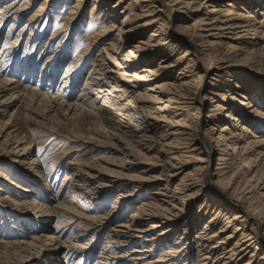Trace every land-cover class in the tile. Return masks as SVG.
Instances as JSON below:
<instances>
[{
    "label": "bare ground",
    "instance_id": "obj_1",
    "mask_svg": "<svg viewBox=\"0 0 264 264\" xmlns=\"http://www.w3.org/2000/svg\"><path fill=\"white\" fill-rule=\"evenodd\" d=\"M37 1L0 0V113L14 108L0 123V146L17 148L11 167L0 163V178L19 190L4 199L22 216L29 209L34 215L22 223L31 225L29 239L3 240L11 232L6 224V232L0 229V253L37 251L49 241L45 264H57L61 252L64 262L89 264L105 231L95 264H264V80L233 71L238 62L264 67V2L42 0L34 10ZM196 10L202 13L193 18ZM74 37L80 38L72 56ZM258 72L264 77L263 68ZM18 115L95 150L116 149L118 167L139 165L143 175L126 177L121 169L113 180L96 162L62 160L59 172L66 174L48 193L43 165L30 181L17 165L30 158L33 142L13 124ZM108 137L118 147L105 146ZM31 160L39 163L38 156ZM42 179L44 191L36 184ZM97 179L104 182L93 186ZM22 256V263H35V256Z\"/></svg>",
    "mask_w": 264,
    "mask_h": 264
},
{
    "label": "rangeland",
    "instance_id": "obj_2",
    "mask_svg": "<svg viewBox=\"0 0 264 264\" xmlns=\"http://www.w3.org/2000/svg\"><path fill=\"white\" fill-rule=\"evenodd\" d=\"M42 0H38L36 3H34L33 9L36 10L37 6L39 5V3ZM202 1V0H201ZM200 1V2H201ZM249 1V0H248ZM258 2H264V0H257ZM256 1V2H257ZM255 2V1H252ZM255 2V3H256ZM208 4V3H207ZM91 5V0H89L88 6ZM197 7V6H196ZM34 10H31L30 12H33ZM206 9H204L205 11ZM202 10L198 11H193L191 12L192 17L196 18L199 17ZM260 17L264 18V14L261 13ZM55 20V17H52V21ZM24 23V22H23ZM23 23L22 26L20 27V29L23 28ZM9 29V26H5L4 31H7ZM52 33V29H49L48 31V35L45 36V40L46 41L48 39V37L51 35ZM148 36V32L146 33V35H144L143 37L147 38ZM141 37V36H140ZM141 37V38H143ZM75 38H80V37H74V39H72L71 43H70V49H68V52H70V54L73 56L75 49H76V43L74 41H78ZM1 46V43H0ZM72 47V48H71ZM75 47V48H74ZM42 48H44L43 44H41L39 46V49L37 47L36 50V54L37 56L41 54V50ZM72 49V50H71ZM184 48L181 49V53L182 50H184ZM74 50V52H73ZM179 55V53H177ZM178 55H176L175 57H177ZM21 60V59H20ZM222 64L226 65L227 62H221ZM205 63L202 61V66H206ZM41 66V64H40ZM181 67V65H179L178 67L176 66V68H174L173 73L174 75H178L179 74V68ZM264 69V67L260 66V64L256 65V69L257 71H253L252 69H250L248 67V65H245L243 63H239L235 64L233 71L238 74H247L251 79H254L256 81H263L264 77L261 76V72H258V69ZM65 70V67H63L59 73H58V77H60L63 73V71ZM189 73V72H188ZM234 73V74H235ZM259 73V74H257ZM85 76V73L82 74V76ZM24 76V74L20 73V78H22ZM126 76V75H125ZM212 76H206L205 77V82L209 83L212 80ZM255 77V78H254ZM83 78V77H82ZM37 83V82H36ZM80 86V85H79ZM79 92V87L75 90V94H77ZM212 102L210 100H208V102H206L201 110L200 113L198 112V114H200L202 117H205V115L208 113L209 108L211 107ZM14 108H12V110H10V113L13 112ZM10 113L7 116H3L0 113V123L4 124L7 122V120L10 118ZM16 127H19L20 131L22 132V134H26L27 135V142H30L31 140L33 141L31 144V149L30 151L32 152L31 155L29 156V159H26V163H17L18 167H20L22 169V173H24V176L27 178L26 180L30 181L31 178H33V173H34V169L36 167V165H43L44 168L47 169V171L50 173L49 178H50V183L52 184V187L48 190V193H50V191L52 190V192H56L57 189H59L61 183H62V179L65 176L66 172L62 169L59 172V168L58 165L59 163H61V161H65V163L68 160H74L75 162H80L81 164H90L92 162H96L97 164H99L100 166L103 167L104 171L106 172V175H112V179H117V176H115V170H123V174L126 177H134L135 175H139L142 176L143 172L142 169L139 168V165H135L137 166V168L133 167V168H121L120 166H117V163H119L118 158H121L122 156L119 154V152L116 151V149L110 148V147H98L97 150L92 148V145L87 146V144L82 145L83 141H80L78 139H75L73 141H70V139H67L65 136H56L52 133L49 132H45L44 129L42 128V126L37 125L35 123L34 120L32 121H26L25 118L21 115H18L15 119L13 124L16 125ZM62 127V128H61ZM60 127V131L63 132L64 134H68L67 130L65 129V126H61ZM56 137H61L63 139V142L61 143H56L57 139ZM76 138V137H73ZM110 140H112V142H110ZM104 145L108 146V144H111L112 147H118V141H116L115 139H111L110 137H108V140L104 139ZM24 144H21V146H23ZM15 146V145H14ZM85 147L79 150H73L79 147ZM87 146V147H86ZM16 147L12 148V146H8L7 144H2V146H0V163H2V167H11V163H15V158L17 157V154H15L14 152L16 151ZM105 155L106 158L105 160H101L100 157ZM31 156H33V158H35V156H38L39 159V163L37 164V161H35L34 163L33 160H31ZM218 154H216L214 156L212 165L215 167L217 165L218 162ZM192 164V163H191ZM190 164V165H191ZM79 167H83V165H78ZM12 170H19L16 167H12ZM16 168V169H15ZM192 168V166H190L188 169L190 170ZM187 169V170H188ZM86 172L87 171H91V169L85 168ZM21 170H19L20 172ZM111 171V172H110ZM21 173V172H20ZM21 173V174H22ZM13 175V173L11 174V176ZM15 175H18V173L16 172ZM124 175H121V178H126ZM13 178V177H11ZM30 178V179H29ZM111 178V176H110ZM14 182H17L19 184H24V183H28L25 182L26 180L23 179H19L17 178V176H14ZM6 181V180H5ZM3 180V178H0V229L4 230L5 228V224L7 227L6 231L11 232L10 235H7L3 240L6 241H13L16 239H21L23 237H26V239H29V237H27L26 233L31 234L33 231L31 229V225H29L28 229L26 228L27 225L22 226L25 219H32L33 218V212L31 213L32 209H29V213L26 216H22L21 214H19L20 212L17 210V208L12 205V203L9 200H5L4 197L6 196V194L14 197L16 196L15 194H13V191H17L18 189L14 188L13 185L11 184V181L9 183L5 182ZM47 181V180H46ZM46 181L42 179V181H38L36 182V184H38L40 190H45V185H46ZM23 182V183H22ZM103 183L104 181H102L101 179H97V180H93L94 185L96 186L99 183ZM139 182V181H136ZM34 183V180H33ZM135 184V183H134ZM37 187V188H38ZM38 188V189H39ZM55 190V191H54ZM19 192V190L17 191ZM116 193V192H115ZM112 193V195L110 196V200L109 202L106 204V207L109 209L116 198V194ZM39 200H42L43 202H46L41 196H38ZM203 196L198 197L196 199H199L198 201H202L203 200ZM10 202V203H9ZM55 202H52L51 204H53ZM77 204V203H76ZM197 205V204H196ZM27 210V208H25ZM133 207L130 208V210H128V213L130 214V212L132 211ZM83 211V210H82ZM194 211H192L193 214ZM4 214V215H2ZM191 214V215H192ZM5 216V217H4ZM8 216V217H7ZM17 216L19 218H17ZM4 217V218H3ZM28 217V218H27ZM67 217H70L69 215ZM3 218V219H2ZM8 218V219H7ZM5 219L7 221H5ZM35 221V220H34ZM57 219H54L52 221H50V225H52V229L54 227V225H56ZM117 223V221H112L110 224H108L106 231L111 227L114 226ZM33 225V224H32ZM4 226V228H2ZM24 230V231H21ZM28 230V231H27ZM4 230V232H6ZM25 232V235H24ZM3 233V232H0ZM93 233H90L89 236L92 237ZM106 233L104 231V234L102 235V238L99 241H96L95 244V250H94V256L92 257L91 261L89 262V264H95V260L97 259L95 256L97 254L98 251H100L99 249L103 246V243L105 241V237ZM193 236V235H192ZM89 238V237H87ZM52 244V243H51ZM50 242H46L45 246H40V244L38 243L37 246V251L35 250L36 248H30V249H24L22 250V253H18L19 249L17 251H15V249H13L12 247L9 248V250H7L8 254H5L6 256H4V253H0V255H3L0 257V264H6L5 261H7V264H30L29 263H22V259L23 256L21 257V255L25 254V257L31 259L35 256V263H31V264H45V261L50 257V253H52L50 251V247H51ZM135 245H137L136 243L132 244L131 246H129L127 249H119L118 251H124V250H128V249H132L135 247ZM5 249L4 247L0 246V252H4ZM34 253V254H33ZM37 255V256H36ZM159 255V252H156L153 257L156 258ZM59 256V255H58ZM52 257H56V256H52ZM59 261L57 264H69L70 261H66L64 262L65 259V253L61 252L60 253V257ZM2 259V260H1ZM195 261H197V257L195 256Z\"/></svg>",
    "mask_w": 264,
    "mask_h": 264
}]
</instances>
